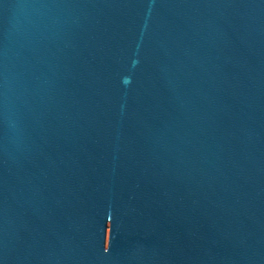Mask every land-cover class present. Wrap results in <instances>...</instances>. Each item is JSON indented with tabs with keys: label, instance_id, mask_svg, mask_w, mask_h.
Returning a JSON list of instances; mask_svg holds the SVG:
<instances>
[{
	"label": "water",
	"instance_id": "1",
	"mask_svg": "<svg viewBox=\"0 0 264 264\" xmlns=\"http://www.w3.org/2000/svg\"><path fill=\"white\" fill-rule=\"evenodd\" d=\"M0 264H264V0H0Z\"/></svg>",
	"mask_w": 264,
	"mask_h": 264
}]
</instances>
